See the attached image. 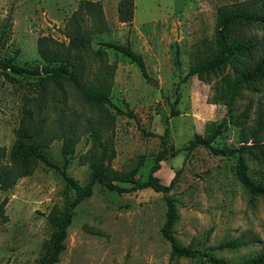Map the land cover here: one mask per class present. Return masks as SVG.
Returning a JSON list of instances; mask_svg holds the SVG:
<instances>
[{
    "label": "rangeland",
    "instance_id": "rangeland-1",
    "mask_svg": "<svg viewBox=\"0 0 264 264\" xmlns=\"http://www.w3.org/2000/svg\"><path fill=\"white\" fill-rule=\"evenodd\" d=\"M242 1L247 0H133V19L126 24L117 18L119 0H0V57L42 66L39 41L66 45L68 33L78 30L88 41L86 80L101 75L99 70L108 63L115 66L106 104L114 120L101 135L110 139L113 148L105 164L115 174L114 183L130 187L134 180H146L162 149L163 120H168V152L156 174L168 184L174 171H179L168 193L177 212L172 234L178 244L230 264L264 254V200L251 195L236 178L235 156L213 154L204 146L188 152L187 146L195 133L206 135L209 123L222 121L214 147L264 143L262 134L251 137L248 131L257 100L264 95V82L255 81L229 94L236 67L227 65L201 77L187 71L214 46L217 9ZM244 33L261 37L264 28H246ZM106 41L129 43L141 53L147 76L127 57L102 45ZM96 50L100 58L94 55ZM37 88L36 77L5 74L0 69V151L6 154L0 162L8 159L25 110L32 121L39 111L42 129L62 109L65 119L78 127L67 173L82 185L98 152L90 129L84 128L88 119H96V113L68 86L52 97V104L48 96L43 98L37 111ZM172 104L177 110L173 116ZM60 147V139L43 147L58 165L62 164ZM241 156L247 175L264 185V150ZM67 197L72 198L73 191L58 170L40 161L32 173L0 191L5 215L0 217V264H36L52 230L47 215L55 207L62 208ZM164 213L161 192L150 188L117 192L95 183L92 194L73 209L65 248L56 264H210L170 257L169 244L160 234ZM230 241L239 245L220 247Z\"/></svg>",
    "mask_w": 264,
    "mask_h": 264
},
{
    "label": "trees",
    "instance_id": "trees-1",
    "mask_svg": "<svg viewBox=\"0 0 264 264\" xmlns=\"http://www.w3.org/2000/svg\"><path fill=\"white\" fill-rule=\"evenodd\" d=\"M133 0H119L117 6V18L120 22L130 24L133 19ZM264 28V0H247L222 5L217 9L214 46L208 53L197 58L188 68L187 75L201 77L208 73L224 68L227 65L236 67V77L231 86L227 89L229 94L239 87L252 86L255 81L264 82V35H246V28ZM68 44L50 41L49 43L39 41V52L45 60L42 66H28L17 63L12 57H0V69L5 74L32 76L37 78L38 88L36 89L35 101L36 110L42 106V100L47 96L51 99L57 92H62L63 87H72L76 96L83 105L96 113V119H88L85 123V130L90 129L92 141L98 148L96 156L90 162V174L84 184L67 173V166L70 162L74 146L77 140L76 122L68 121L67 116L62 114V109L56 113L49 127L41 129L39 111L34 121L31 114L23 112L19 128L16 130V139L9 152L6 162H0V191L13 186L16 180L24 175L32 173L37 162H42L48 167L58 170L65 185L73 191L72 198H65L62 208H53L47 215L51 225L50 235L45 242L43 252L38 257L36 264H56L59 254L65 248L67 228L72 221L73 209L82 200L92 194L95 183L106 187L109 190L125 192L150 188L155 192L163 193L165 201L164 222L160 227V234L170 247V257H187L203 259L210 264H230L228 261L207 254L206 252L183 246L176 242L171 227L177 218L176 208L168 193L174 188L178 170L168 184H164L156 174L160 168V162L168 152L165 138L168 134V120L164 119L163 133L160 135L162 149L158 151L154 162L149 169L146 180H134L130 187H123L113 182L115 176L105 162L112 158L113 148L110 139H103L102 133L112 125L114 114L106 106L109 103L108 93L111 87L113 64L104 65L99 72L90 80H86L83 68L88 55L87 39L84 33L73 30L68 33ZM43 43V44H42ZM102 45L109 47L127 57L130 63L137 65L140 74L147 76L146 66L141 53L134 51L129 43L103 42ZM96 57L100 58V51H93ZM264 94V93H263ZM176 101H174L175 103ZM123 112L121 109H116ZM127 113L134 117V114L127 110ZM177 114L174 104L170 108V115ZM96 125L94 127V125ZM224 122L217 124L209 123L206 135L195 133L189 140L187 150L191 152L197 146L208 148L213 154L230 155L236 157L235 175L241 185L251 194L259 196L264 200V185L257 184L246 173L243 152H260L264 150V143L254 141L250 144L244 142L237 148H217L212 145L214 139L221 133ZM249 135L255 137L262 134L264 137V95L257 100L252 121L248 127ZM61 140L60 155L62 164L58 165L50 160L44 152L43 147L54 140ZM5 152L0 151V156L5 157ZM0 217L4 215V200L0 201ZM239 245L237 241L222 243L220 247L235 248ZM240 264H264V254L258 253L246 258Z\"/></svg>",
    "mask_w": 264,
    "mask_h": 264
}]
</instances>
